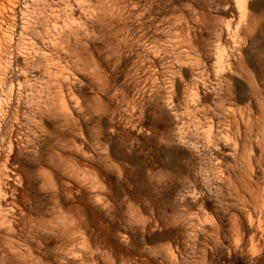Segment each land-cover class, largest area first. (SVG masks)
<instances>
[{
	"label": "rangeland",
	"instance_id": "374dc122",
	"mask_svg": "<svg viewBox=\"0 0 264 264\" xmlns=\"http://www.w3.org/2000/svg\"><path fill=\"white\" fill-rule=\"evenodd\" d=\"M3 1L17 28L76 38L24 37L23 70L0 65L21 245L42 264H264L261 0ZM77 210L85 243L63 245L55 222Z\"/></svg>",
	"mask_w": 264,
	"mask_h": 264
},
{
	"label": "bare ground",
	"instance_id": "6f19581e",
	"mask_svg": "<svg viewBox=\"0 0 264 264\" xmlns=\"http://www.w3.org/2000/svg\"><path fill=\"white\" fill-rule=\"evenodd\" d=\"M3 2V0H0V65L2 64V60L8 62L9 57L13 54H16V56L19 58V60L17 61V67L18 69L23 70V68L27 65L28 56L24 51L20 49L19 42L24 41V37L25 39H27L26 37L28 36L33 39L39 38L41 41H45V39H48V43H51V46L54 49H57L59 40H66L68 43H70L71 40H76V38L71 33L65 36L64 33L60 31L59 27H57L56 25L52 27V34L48 37V21L46 17H44L41 21H30L28 19H25L22 22L21 28H17L15 24V13L13 12V10L6 9ZM245 4L246 0H237L239 9L244 8ZM43 5V7H49L46 6V4ZM255 6L257 8L264 7V0L257 2ZM38 29L43 30V34ZM6 38H8L9 41L3 42L6 40ZM15 43L16 48L18 46L19 51H16V48L14 47ZM219 59L221 60V57ZM11 70V66L5 68V76L6 74L11 73ZM226 92L227 95L225 96H228L229 98L235 97V94L231 92L230 89H227ZM240 98L242 99V97ZM260 104L264 106V99L260 100ZM12 133L13 132L10 133V138L8 137V145L10 147L12 145ZM2 141L4 142V140ZM2 159V164L0 165V264L45 263L46 259L44 260L41 255L38 254V256L40 257L35 256L30 251V249L26 248L24 245H21L22 233H20V230L18 232L17 226L21 221L22 216L20 215V213L15 214L16 211H19V201L17 199V195L19 192L18 184L20 182L18 181V179L20 178V176L17 173V170L12 168L11 165L7 166V164L11 162L10 154H5ZM263 162L264 160L261 163L263 164ZM72 164L68 163L65 165L70 174L78 179H81L83 182L92 180L91 167L82 165V167L80 168V166L78 167V165L74 164V166ZM42 176L47 182H49L51 177H53V175H51L50 173L45 172L42 173ZM59 189L62 193L66 191V188L63 184ZM87 220L88 219L84 210L70 212L68 216H61L60 218H58L55 224L56 228L61 232L62 244L64 245L66 243H70L71 247L83 246L85 240L82 239L83 237L78 236V233H82L84 236L86 235L88 227L85 223H87ZM41 228V232H46L48 229L46 228V226H41ZM64 234L66 235L67 242L64 241ZM42 239V236L38 239V245L42 244Z\"/></svg>",
	"mask_w": 264,
	"mask_h": 264
}]
</instances>
